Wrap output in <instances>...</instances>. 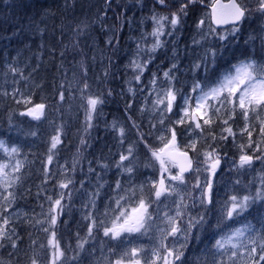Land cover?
<instances>
[{"label":"rangeland","instance_id":"1","mask_svg":"<svg viewBox=\"0 0 264 264\" xmlns=\"http://www.w3.org/2000/svg\"><path fill=\"white\" fill-rule=\"evenodd\" d=\"M84 1L86 6L90 7L91 0ZM100 1L101 13L93 20L96 31L93 30L90 32V37H87L90 51L85 53L86 62L90 67H94L89 74V68L84 61L80 64L77 59L76 63V59L73 60L71 57L66 61L68 56L64 57L65 52L57 63H52L50 66H42L40 63L30 64L28 69L30 53L25 52H29L35 43L37 47L42 44L43 40L39 41V39L43 32L41 27L43 18L40 15L36 16L34 12L25 18H21L18 12L15 14L20 6L31 4L33 0H24L25 3L0 0V20L12 23L13 19V22L19 24L12 32L16 34L12 38L13 43L9 42L4 47L0 46V143L4 145L0 148V164L8 165L5 172L14 179L25 166L27 159L31 165L37 163L33 152L37 149V154L41 153L43 147L41 143L44 144V140L47 141L45 137L47 133H40L39 137L34 139V132L30 127L37 126L45 112L38 120L26 114L29 108L38 104L30 99V95L35 93L42 98L52 96L55 87L60 83L64 87L67 98L75 103L69 104L67 101L64 106L56 107L55 116L63 119L61 126L65 124L69 128L72 122L73 124L76 122L77 127L68 130L67 134L71 135L75 129L72 135L74 144L78 139V144H73L72 147L75 152L71 153L69 158L67 156L62 158L57 150L60 142L52 148V138L55 135L61 138L59 130L50 136L49 145L45 149L47 153L44 157L45 171L49 173V177L58 176L53 185L59 189H50L46 196L35 204L38 206L18 207V195L15 192L18 180H15L7 189L0 186V229L5 230V237L0 239V262L2 264H32V260L36 259L37 264H51L54 249L49 241L52 239V232H55V240L59 243L60 251L63 252V256L56 261V264H114L121 254L133 248L142 250L138 257L141 264H151L152 260H155L156 264H163V260L153 255V250H156L160 256H166L167 249H178L182 252L196 233L199 237L205 234L203 243L206 246L202 247L201 251H207L198 264H264V260L259 258L261 254L259 237L264 236V201H257L248 211L238 217L234 215L233 219H225L223 214L225 203L230 204L231 196L255 195L258 190L264 192V137H261L259 132L261 121H264V112L259 113V119L256 118L255 113L251 114L252 118L247 122L250 125L248 130L252 133L251 138L247 132H242L246 122L240 115L239 109L236 110V115L232 119H229L228 114L221 109L220 118L217 119L214 116V123L202 124L203 130L195 128L194 123L190 125L188 122L176 123L184 116L182 109L187 107L184 98L189 97L194 108L196 98L201 95L200 89L193 92L194 85L199 84L201 89L208 91L211 87L217 86V81L223 79L226 73L231 72L235 75L234 66H239L241 62L255 61L257 65H264V10L259 9L261 6L259 0H238L245 6L248 18L247 22L235 26L238 30L234 33L231 32L234 26L220 31H210V28H213L209 23L208 9L216 0H196L195 3L188 4L187 15L181 14L180 23L175 28L170 24L171 15L177 12L186 0H166L165 5H161L159 0H111L110 5H105L107 0ZM59 3H62V10L64 9L63 18H69L67 8H70V4L67 0H60ZM13 5L14 13H12ZM57 7L61 9V5ZM87 7V13L77 7L74 9V19L70 18V24L67 25L65 50L72 49L70 45L74 40L76 26L79 29L90 27L89 17L92 9ZM154 16L156 19H153ZM163 16L169 17V20H160ZM32 17L37 18L36 22L33 19L28 20ZM45 20L50 22L49 17ZM201 20L204 21L202 25ZM157 21L163 24L161 29L163 34L158 37L160 46L153 50L157 40L153 33L159 27ZM253 21L258 24L251 29L250 24ZM117 22L121 27L128 24L127 27L125 26L128 30L126 45L118 46L120 41L116 35ZM97 32L101 34L103 32L104 36L100 37ZM82 33H77L75 38L79 39ZM221 36L224 39H221ZM161 46L163 49L159 53L160 56L156 58L155 52ZM39 50L41 48H38V53ZM213 52L216 53L215 63H213ZM74 54L77 56L76 52ZM32 56L35 58L37 54ZM78 56L81 57V54ZM209 57H211V63ZM232 58L235 59L233 63L229 62ZM222 63L224 64L221 65ZM226 63L227 66L223 67ZM205 64L209 66V73L205 72ZM37 67L40 70H34ZM78 67L80 71H76ZM110 69L114 71L113 79L121 81L124 85L123 89L116 91L120 96L119 104L110 105L113 106L115 114L121 113L120 120L123 121V124L118 122L112 128L111 139L106 137L109 122L104 121L105 112L99 111L98 115H94L97 114L96 111L102 103H97L95 111L91 112V118L94 116L99 126L90 125L91 119L88 118L89 98H98L100 101L111 98L108 91L110 92L112 87L107 81ZM203 71L205 75L202 74ZM165 73H169V77H165ZM131 75L134 76L129 79L128 76ZM90 76L93 81L91 86ZM44 83L49 84L47 86H50L51 94L47 95L46 91L41 89ZM169 89L176 93V100L172 107L174 113L172 122L166 120V115L170 113V111H164L167 101L165 100V104L157 103L158 99H164V94ZM29 100L31 103H25ZM135 101L140 109L129 110ZM211 103L216 104V101ZM228 107L231 108V105ZM81 110L85 120L78 123L77 118L82 114L79 113ZM46 112L49 114L46 121L50 123L54 109L51 111L48 108ZM109 115L113 116L108 113L107 116ZM99 117L102 118L101 123ZM132 117L145 130L149 125L154 127L153 133L148 134L149 140L140 135L132 122ZM224 120H228V123L224 124ZM178 126L183 130L176 132L177 146L181 151H187L189 157L193 159V170L184 175L183 183L168 179V173H165L166 184L173 186L175 190L157 199L154 190L152 192L151 190L153 183L161 178V172L158 162L152 158L151 151L163 147L160 137L170 138L171 132L168 129ZM228 127L232 128L234 135H229L225 130ZM46 128L49 132L51 123L46 125ZM79 129H86L88 132L90 130V133L94 134L88 141L89 144L93 143L96 146L94 152L86 153L88 134H79ZM128 131L130 135L132 134V142L142 148L144 153L125 143ZM134 135H137V138L133 137ZM222 136L227 139H221ZM193 141L196 142L195 152L186 147ZM250 143L251 147L248 146ZM68 145H70L69 142H67ZM241 145L244 147L241 148ZM257 145H259L258 149ZM13 147L18 149L16 153H11L10 149ZM5 148L9 151L6 152ZM129 148L132 149L131 154H129ZM209 151H214L221 161L215 174L211 172L208 164L203 163L204 153ZM115 153L117 156L113 158ZM242 154L253 156L250 166L239 167V157ZM121 155L127 156L128 159L121 161ZM49 156L52 157L51 162H49ZM130 156L134 158V161L130 159ZM141 160L148 165L147 171H142L146 169V165L140 163ZM17 161L22 164V167L15 172L13 169ZM53 162V167L48 169L47 165ZM117 164L120 167H117ZM128 167H131L133 171H126ZM196 167L201 170L194 171ZM170 171L176 174L178 168L171 167ZM110 173H115L117 178L112 186L105 187L108 183L106 175ZM79 174L82 175L80 178ZM76 177L79 181L74 186L73 181ZM117 182L120 187H117ZM209 182L212 185L211 203L208 201L206 189V184ZM61 184H67V187L62 188ZM202 193H204L203 196ZM216 195L218 196L215 200ZM5 197L8 199L6 200ZM122 197L124 199H121ZM140 197L148 203L150 219L147 222V230L122 233L118 239L106 237L104 228L111 227L113 220L122 210L130 211ZM57 199L61 201L59 207L55 205ZM216 201L218 206H215ZM194 205L199 211L194 209ZM178 206L182 212L179 217L177 216ZM51 216H56L55 225L51 224ZM168 217L175 218L178 227L188 230L187 241L181 233L175 236L167 234L170 228ZM200 217H203L201 223L188 229L189 221L195 222ZM93 220L96 221L95 225ZM5 221H7L6 224ZM100 221H103V224ZM215 221L216 224H214ZM59 223L62 226L66 225L64 236L60 233ZM249 223L253 225L251 232L246 231L243 237L234 238L231 243L228 242V236L232 235L235 229L244 228ZM19 227L26 229L23 236H27L26 243L29 244L22 249L18 248L17 228ZM45 228L48 229L47 232L44 231ZM90 228L91 233H89ZM9 236L11 239L7 238ZM249 237L255 238L257 243L250 244ZM217 240L224 242L223 249L215 247ZM13 242L16 247H9ZM81 243L83 248L79 247ZM232 244L240 246L233 248ZM251 247H256L257 251L251 253ZM16 249L19 251L11 255ZM233 251L237 253L235 257L231 256ZM6 252L9 256L4 258ZM127 259L125 257V264ZM169 259L172 258L169 257ZM173 264H189V262L185 263V260L180 257L179 260H174Z\"/></svg>","mask_w":264,"mask_h":264},{"label":"snow or ice","instance_id":"2","mask_svg":"<svg viewBox=\"0 0 264 264\" xmlns=\"http://www.w3.org/2000/svg\"><path fill=\"white\" fill-rule=\"evenodd\" d=\"M196 0H186L185 3L181 5L177 12L172 13L170 18V24L175 28L180 23L181 14L187 15L186 8L188 4L195 3ZM161 5L166 4V0H159ZM261 5V10H264V0H259ZM246 8L242 5L241 2L238 0H230L228 4H214L212 6V14L211 19L217 24H228L232 23L234 25L233 29L231 30L232 33L237 31L238 29L235 28V25L242 21L245 18ZM153 19H156L155 16ZM160 20H169V17L163 16ZM159 27L154 31L153 35L157 37L156 43L153 45V50L156 47L160 46V41L158 39L159 35H162L161 29L163 28V24L160 21H157ZM200 24H204V21L201 20ZM210 31H215V29H211ZM224 39L223 36L220 37ZM215 55L216 53L213 52V63H215ZM199 67V65H196ZM140 67V65H137ZM235 67V75L231 72H228L224 75L223 79L217 81V86L211 87L208 91H204L200 88L199 84L194 85L193 92L200 89L201 95L196 98L195 107L193 108L192 104L190 103V98L185 97L184 103L187 107H184L182 111L184 112V116L181 117L176 123L178 124H185L186 122L195 123V128L202 129L203 125H211L214 123L213 117L215 116L219 119V113L221 109L228 114V118L232 119L236 115V110L239 109V113L242 118L246 122V126L242 129V132H247L249 138H251V131H249L250 125L247 123L252 117L251 114L255 113L256 118L259 119V113L264 112V65H257L255 61L250 62H241L239 66ZM205 71H208L207 64H205ZM165 77H169V73H165ZM139 79V77H137ZM239 93V95H237ZM63 99V97H61ZM165 100L167 103L165 104ZM176 100V93L173 92L171 89L165 92L164 99H158V104H165L164 111H171L173 107V102ZM211 101H216V104L211 103ZM25 103H31V101H25ZM97 103H102V101L98 100V98H89L88 105H89V116L88 118L91 119V112L95 111ZM219 105L218 107L216 105ZM231 105V108L228 107ZM45 105L44 104H35L33 107L29 108L27 111V115L31 116L33 119H40L43 115ZM24 113H22L23 115ZM202 121V123H201ZM163 123V120H161ZM228 120H224V124H227ZM229 135H234L232 132V128L228 127L225 129ZM122 131V130H121ZM171 136L170 138L161 136L160 140L163 143V147L159 148L158 150H152L151 155L152 158L158 162L161 172V178L158 182H154L152 187L154 189V194L159 199L165 193L174 191L175 188L169 184H166V179L164 174L168 173V179L172 181H179L180 183L184 182V173L188 172L189 170H193V159L189 157L187 151H181L180 148L177 146V133L176 130L173 128L170 130ZM261 137H264V121H261V127L259 129ZM215 139V137H213ZM221 139H227V137H221ZM59 143L58 137L52 138V148H55L56 145ZM251 147V143L248 145ZM4 145L0 143V148H3ZM190 148L192 151H196V142L193 141L190 145L186 146ZM211 147V145L209 146ZM241 148L244 145L240 146ZM259 145H257V149ZM6 152L9 151L7 148L4 149ZM11 153H16L18 151L17 148L13 147L10 149ZM129 154H131L132 149L129 148ZM199 155V154H198ZM204 161L203 163L209 165V169L213 174H215V170L219 167L221 161L219 156L215 154L214 151H209L204 153ZM182 158V160H181ZM256 159H261L262 157H255ZM52 157L49 156V162H51ZM121 161L127 160L128 157L121 155ZM253 161V156L249 154H242L239 157V167L243 168L245 165H251ZM8 167L7 164H0V186H3L5 189L11 187L15 180H19L20 178L17 176L14 179L10 177L9 173L5 172V169ZM22 164L17 161L16 165L14 166L13 171L18 172ZM117 167H120L117 164ZM171 167H178L179 171L176 174H172L170 171ZM201 169L196 167L194 171L199 172ZM126 171L132 172L133 169L131 167L126 168ZM62 188H66L67 184H61ZM117 187H120L119 182H117ZM207 195L209 203L212 202V185L211 183L206 184ZM9 195H12L9 193ZM133 195L135 193L133 192ZM204 193H202V196ZM7 200L8 198L5 197ZM49 199H51L49 197ZM121 199H124L122 197ZM257 201H264V192L257 191L255 195H244L242 197H238L236 195L231 196L230 204L228 202L225 203V208L223 210L224 218L225 219H233L235 216H241L243 213L248 211L253 204ZM203 203V200H201ZM60 199L55 200V205L57 207L60 206ZM117 206H120V201H117ZM51 211V210H50ZM259 211V209H257ZM182 212L179 210V206L177 209V216H181ZM150 219V214L148 213V203L145 202L143 197H140L138 202L131 207L130 211L128 209H124L120 212L119 216L113 220L111 227L104 228V235L110 236L111 239H118L121 237L122 233H132V232H141L142 229L145 231L148 227V220ZM203 220V217H200L199 220H192L189 221L188 229L195 227L196 225L200 224ZM168 222L170 228L168 230V235L175 236L177 233H181L185 237V241H187L188 237V230L181 229L177 226L176 220L173 217H168ZM7 221H5V224ZM56 223V216H51V224L55 225ZM103 224V221H100ZM96 224V221L93 220V225ZM253 230V225L246 224L244 228H237L234 230L232 235L228 236V242L231 243L234 238L243 237L245 232H251ZM44 231H48L47 228ZM89 233H91V228L89 229ZM55 232H52V239L49 241V244L53 247V259L51 264H56V261L63 256V252L60 251L59 243L55 240ZM5 237V230L0 229V239ZM11 239V237H7ZM249 243L255 245L257 240L253 237H249ZM260 244L259 247L261 249L260 260H264V236H260ZM224 242L222 240H217L215 247L217 249L224 248ZM240 245L232 244L233 248H237ZM12 247H16L15 243L13 242ZM79 247L83 248V243L79 245ZM161 247H166L165 245H161ZM184 247V245H181ZM141 249L133 248L128 252H125L119 256L114 261V264H125V257H127V264H141L139 257V253ZM257 251L256 247H251L250 252L255 253ZM153 255L156 256L157 259L163 260V264H173L174 260H179L183 253L178 249H167L166 256H160L156 250H153ZM237 253L233 251L231 253L232 257H235ZM169 257L172 259L170 260ZM2 264V262H0ZM32 264H37V260L33 259ZM151 264H156L155 260L151 261Z\"/></svg>","mask_w":264,"mask_h":264},{"label":"trees","instance_id":"3","mask_svg":"<svg viewBox=\"0 0 264 264\" xmlns=\"http://www.w3.org/2000/svg\"><path fill=\"white\" fill-rule=\"evenodd\" d=\"M14 3H25L24 0H14ZM60 1V0H59ZM59 1H55V0H33V2L31 4H23L22 6H20V8L16 11L15 14H17V12L21 15V18H25V17H29L30 13H35L36 16L40 15V17L43 18L41 27L43 32L41 33V37L39 39V41H42L39 47H37V43H35V45L33 47H31L29 52H25V53H30V56L28 57V69L30 68V64H41L42 66H50L52 63H57L60 60V56L63 54V52H65L64 57L67 55L68 57L66 58V61H68V58L71 57L73 60L76 59V63L78 62L77 59H79L80 64L82 61H84V63L88 66L89 68V74L90 71L92 72L94 67H90L86 62V56L85 53H88L89 50V45L87 44V37H90V32H92L93 30L96 31L94 24H93V20H95L98 16V14L101 13V1L100 0H91L90 1V7L86 6L85 1H80V0H67V3L70 4V8H67V11H69V18L68 17H64V9L62 10V3H59ZM12 4V3H11ZM82 4V5H81ZM61 5V9H59L57 6ZM110 5V4H109ZM108 5V6H109ZM11 6V5H10ZM8 6V7H10ZM79 8L81 11H85L86 12V7L89 9H92L91 15L89 17V21L90 23V27L88 29H79L78 26H76V32L74 33V40L71 42L70 48H68L67 50H65L64 48V43L67 40V25H69V19H74L73 18V11L75 8ZM14 5L12 7V13H14ZM129 10H131V8H129ZM66 11V10H65ZM140 11H142V9L140 8ZM99 12V13H98ZM130 12V11H129ZM82 13V12H81ZM87 13V12H86ZM48 15V16H47ZM81 15V14H80ZM82 16V15H81ZM49 17L50 18V22L46 21L45 18ZM247 18L248 15L246 14L243 22H247ZM29 19H33L35 22L37 20V18H28ZM11 22V20H10ZM49 22V23H48ZM61 23V26L59 27ZM44 24H46V26H44ZM118 26H117V32L116 35L118 36V41H120V43L118 44V46H121L123 44H127L128 41L126 42L125 39H128V30L125 28V26L127 27V25H123L122 27L120 26L119 22H117ZM258 24V22H251L250 24V28H255L256 25ZM75 25V24H74ZM19 26V24L13 22L12 19V23H9V21H2L0 20V46L4 47L7 43L11 42L13 43V39L16 34L12 33L14 32V30ZM22 26V25H20ZM66 26V27H65ZM23 27V26H22ZM86 33H82L85 32ZM216 31H220V30H216ZM77 33H82L81 37L79 39L75 38ZM100 37L102 35V37L104 36V33L102 32H97ZM88 34V35H87ZM115 35V33H114ZM111 36V35H109ZM99 37V38H100ZM42 39V40H41ZM99 41V39H98ZM67 43V42H66ZM38 48L41 50H39L40 52L38 53ZM75 49V50H74ZM163 49V47L161 46L160 49L156 50L155 52V57H159L160 56V51ZM7 50V49H6ZM77 53V56H74V53ZM150 53V52H149ZM32 54H37V57L34 58V56H32ZM78 54H81V57L78 56ZM40 56V57H39ZM84 59V60H83ZM170 60V59H168ZM210 63H211V57H209ZM229 62L233 63L235 62V59L232 58V60H230ZM227 63L225 64L226 67ZM68 66H66L67 68ZM80 67V66H79ZM79 67L76 71H80ZM209 67V66H208ZM40 70V68H34V70ZM91 69V70H90ZM36 70V71H37ZM209 68L208 72L209 73ZM204 71L202 72V74L205 73ZM67 73V70H66ZM80 73V72H79ZM25 74H29L28 72H25ZM113 74L114 71L112 69L109 70L108 73V83L110 85V92L108 91V93L111 95V98H105L102 99V104L99 105L98 110L96 111L97 114L94 115H98L99 111H103L105 112V116H104V121L109 122L108 124V133H106V137L111 139V132L112 128H114L115 125L118 124V122L120 124H123V121L120 120V115L121 113L118 112L117 114L114 113V108L113 106L110 105H117L120 102V96L116 93L117 90H121L123 89L124 85L122 84L121 81L117 80V79H113ZM110 75V76H109ZM205 75V74H204ZM134 76V75H133ZM128 76L129 79H131L133 77ZM203 82V81H202ZM93 81L91 80V76L89 77V84L90 86L92 85ZM43 86L41 87L42 90H45L47 95L51 94L52 92H49L50 86H47L49 84L44 83L42 84ZM143 86H145V84H143ZM146 87V86H145ZM55 91L53 92L52 96H44L45 98L39 97L37 94H31L30 95V99H32L33 102H37L38 104H44L45 108H44V112H46V110L48 108L54 109V113H52V120H51V129L49 130V132H47L48 128H46V125H49L50 123H47V118L49 117V114L47 112V115L45 118H41L39 120V122L37 123V126H33L30 127L31 130L34 132V139H37L39 137V134L41 133H47L46 134V138L47 141L44 140V144L41 143V153L38 155L37 154V149L33 152V156L34 158L37 160V163L34 164H30L27 162L25 164V166L22 168V170L19 173V180L17 182V186L15 188V192L17 193L18 197L17 200L19 202L18 207H36L38 205H35L37 203H39V200L44 198L46 196V193H48V191L50 189H57L58 187L53 185V183L57 180L58 176H53V177H49V173L45 171V161H44V157L47 155V153L45 152V149L48 147L49 142H50V136L52 134H55L57 130H59V134L61 136V138L59 139L60 145L57 146V150L60 152V156L63 158L65 156H67V158H69L71 156V153H74L75 150H72L73 148V144L75 143L74 138H73V132L71 133V135L67 134L68 130H71L73 128H76V122L75 124H73V122L70 124V127L72 128H68V126H66L65 124L61 126V124L63 123V119H58L55 116V112H56V107L58 106H64V104L68 101L69 104L75 103L72 102V100L70 98H67L66 93L64 91V87L63 85L60 83L59 85H57L55 87ZM60 94V95H59ZM76 94V91H75ZM121 95V94H120ZM61 97H63V99H61ZM123 99H121V103ZM106 105H108L109 107H107ZM128 108V107H126ZM135 110V109H140L137 106V102L135 101L134 104L132 105V107L129 110ZM108 111L109 114H113V116H107L106 112ZM79 113H82L78 119V123L80 121H84V114H83V110H81ZM132 115V114H131ZM43 116V115H42ZM78 116V115H77ZM167 117V121L168 122H172L173 118H174V113L173 110L170 111L169 114L166 115ZM100 118V123L101 121V117ZM77 121V120H76ZM132 122L134 124V126L139 130L140 135L144 138L149 140V136L148 134H152L154 131V127L149 125L147 126L146 130L135 120L134 117H132ZM90 125H96L99 126V124L97 123V120L95 121L94 116L91 118V120L89 121ZM61 126V127H60ZM91 126V127H92ZM99 129V128H98ZM143 129V130H142ZM173 129L170 128L168 129L169 132H171L170 130ZM174 129L176 130V132H179L180 130H183L182 127H174ZM79 134H83V133H87V139H86V153H90V152H94L95 151V145L92 143L89 145V138L94 135L90 133L86 130V129H79ZM98 135L100 134V130L99 133H97ZM68 136V137H67ZM72 136V137H71ZM55 137H57V135H55ZM133 137L137 138V135H134ZM152 137V135H151ZM178 137V136H177ZM178 140V139H177ZM67 142L70 143V145L67 146ZM125 143L129 144L131 146V148H137L138 151L143 152L144 150L140 147H138L136 144H134L132 142V134L130 135V132H127V135L125 137ZM78 144V139H76V144ZM67 147V148H66ZM69 149V150H68ZM78 150V149H77ZM78 152V151H77ZM117 156V154L115 153L113 155ZM130 159L134 161V158L132 156H130ZM142 164L146 165V163L144 162V160H141ZM54 165V162L47 165L48 169H51ZM148 165H146V169L142 170V171H147ZM112 172H115V170H112ZM82 175H78V177L80 178ZM76 177L75 180L73 181V185L75 186V184H77V182L79 181V178ZM117 178L115 173H110L108 175H106V179L108 181L107 185L105 187H109L112 186L114 184V180ZM59 189V188H58ZM154 189L151 190V192ZM218 195L214 196V199L216 200ZM213 199V200H214ZM72 205V203H71ZM215 206H218V202L216 201ZM74 207V205H73ZM204 208V206L202 207ZM199 211V210H196ZM216 224V221L215 223ZM59 227H61L60 233L61 235L64 236V229L65 226H62L60 223L58 224ZM24 230L26 231L25 228L19 227L17 228V234H18V248H23L24 246H28L29 244L26 243V239L27 236H23L24 234ZM205 234H203V236L199 237L196 233L194 234V237L192 240H190L186 246V249H182V253L183 255H181L182 260H185V263L189 264H198L199 262H201V257H204L206 255L207 251H201L205 245V243H203V237ZM10 242H8L9 244ZM33 243V242H32ZM11 243L9 245V247H12ZM16 245V244H15ZM203 247V248H202ZM15 251H19V249H16L14 251H12L11 255L15 252ZM191 252V253H190ZM18 253V252H17ZM4 258H7L9 255L6 252L4 254ZM28 256V255H27ZM26 256V257H27ZM13 259V258H11Z\"/></svg>","mask_w":264,"mask_h":264},{"label":"water","instance_id":"4","mask_svg":"<svg viewBox=\"0 0 264 264\" xmlns=\"http://www.w3.org/2000/svg\"><path fill=\"white\" fill-rule=\"evenodd\" d=\"M111 0H108L107 1V4H109V2H110ZM230 2V0L228 1V2H226V3H223L221 0H218V1H216L214 4H217V3H219V4H228ZM213 4V5H214ZM212 5V6H213ZM212 6L210 7V19H211V14H212ZM240 22H238L236 25H238ZM211 24H212V26L213 27H215L216 29H222V28H226V27H228V26H234L232 23H228V24H220V25H217L212 19H211ZM235 25V26H236ZM181 160H182V158H181ZM253 162V161H252ZM178 168V167H177ZM178 171H179V169H178ZM192 170H189L188 172H185L184 173V175H186V174H188V173H190Z\"/></svg>","mask_w":264,"mask_h":264},{"label":"bare ground","instance_id":"5","mask_svg":"<svg viewBox=\"0 0 264 264\" xmlns=\"http://www.w3.org/2000/svg\"><path fill=\"white\" fill-rule=\"evenodd\" d=\"M102 18V17H101ZM88 35V34H87ZM29 40V39H28ZM31 41V40H30ZM23 48V47H22ZM14 51V50H13ZM17 53V52H16ZM93 55H94V53H93ZM5 56V55H4ZM93 59V58H92ZM224 63H222L221 65H223ZM54 78V77H53ZM55 89V88H54ZM46 115H47V112H45L44 113V116H43V118H45L46 117ZM1 116V115H0ZM110 139V138H109ZM99 141V140H98ZM109 141V140H108ZM104 143H105V141H104ZM90 145V144H89ZM103 145V144H102ZM99 147V146H98ZM97 149V148H96ZM98 159V158H97ZM100 159V158H99ZM194 209L195 210H198L197 208H196V206L194 205ZM64 233V232H63Z\"/></svg>","mask_w":264,"mask_h":264}]
</instances>
